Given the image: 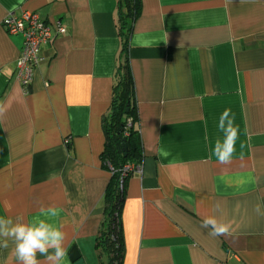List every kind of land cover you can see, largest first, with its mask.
I'll return each instance as SVG.
<instances>
[{
  "label": "crops",
  "instance_id": "obj_1",
  "mask_svg": "<svg viewBox=\"0 0 264 264\" xmlns=\"http://www.w3.org/2000/svg\"><path fill=\"white\" fill-rule=\"evenodd\" d=\"M139 2L128 59L142 159L125 184L122 264H264V0ZM20 11L66 30L40 48L28 93L15 80L23 39L1 27ZM117 11V0H0V214L58 209L62 264L73 246L99 263ZM225 109L239 127L228 165L212 155ZM217 202L231 235L201 227ZM0 264H15L11 246Z\"/></svg>",
  "mask_w": 264,
  "mask_h": 264
},
{
  "label": "trees",
  "instance_id": "obj_2",
  "mask_svg": "<svg viewBox=\"0 0 264 264\" xmlns=\"http://www.w3.org/2000/svg\"><path fill=\"white\" fill-rule=\"evenodd\" d=\"M117 29L120 51L117 60L111 103L103 118V166L111 179L103 198L104 219L96 239L98 264H122L124 247L121 212L124 190L130 173L122 180V170L127 164L137 167L142 152L136 128V102L133 80L129 68L128 49L132 26L140 14L139 0H117ZM123 144V146H122Z\"/></svg>",
  "mask_w": 264,
  "mask_h": 264
},
{
  "label": "clouds",
  "instance_id": "obj_3",
  "mask_svg": "<svg viewBox=\"0 0 264 264\" xmlns=\"http://www.w3.org/2000/svg\"><path fill=\"white\" fill-rule=\"evenodd\" d=\"M5 109L0 107V116ZM231 109H225L220 115L217 128L223 134L217 138L212 150L220 164L232 162L239 137V127L234 122ZM243 146V145H241ZM255 212L264 216V207L255 206ZM221 211V204L213 206V214L203 218L201 227L210 229L209 235L219 237L231 235L234 231L233 222L216 215ZM54 207H41L38 214L25 220L21 215L15 217L0 214V248L9 249L15 258V264H40L38 254L44 256L48 264H62L66 256L65 233L54 220L59 216Z\"/></svg>",
  "mask_w": 264,
  "mask_h": 264
},
{
  "label": "built area",
  "instance_id": "obj_4",
  "mask_svg": "<svg viewBox=\"0 0 264 264\" xmlns=\"http://www.w3.org/2000/svg\"><path fill=\"white\" fill-rule=\"evenodd\" d=\"M1 27L12 36H21L23 39L20 55L15 62V80L29 92L34 71L41 62L40 48L50 43L56 36L66 33L61 21L55 23L54 29L40 20L38 14L29 11H20L19 14L9 13L1 22ZM137 167L127 164L123 167L121 182Z\"/></svg>",
  "mask_w": 264,
  "mask_h": 264
},
{
  "label": "water",
  "instance_id": "obj_5",
  "mask_svg": "<svg viewBox=\"0 0 264 264\" xmlns=\"http://www.w3.org/2000/svg\"><path fill=\"white\" fill-rule=\"evenodd\" d=\"M122 146H123V144H122ZM68 256H69L70 261L73 264H84L83 260L80 258L79 252L75 246H73L69 250Z\"/></svg>",
  "mask_w": 264,
  "mask_h": 264
}]
</instances>
